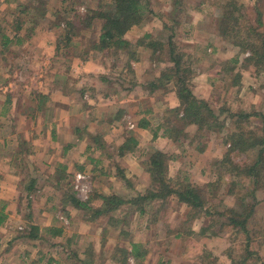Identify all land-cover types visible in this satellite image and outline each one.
Instances as JSON below:
<instances>
[{
    "label": "rangeland",
    "instance_id": "374dc122",
    "mask_svg": "<svg viewBox=\"0 0 264 264\" xmlns=\"http://www.w3.org/2000/svg\"><path fill=\"white\" fill-rule=\"evenodd\" d=\"M4 1L2 0V2ZM99 1L69 0L68 3L74 2L75 4L72 6V9L75 10L78 16H84L88 10L96 9ZM44 2L46 4L45 7L48 9L56 10L55 8H58L60 10L61 4L59 0H44ZM200 2L201 4L205 3L206 7L202 8V12L194 13V15H197L193 18L192 25L194 28H190L192 21H188L187 17H189L191 12L187 11L186 15H182L180 18L181 24L179 27H176V32L173 35L176 36L174 40L176 41L178 50L186 55L187 58L185 57V59L191 66L193 73L191 81L195 93L205 99L217 113L221 109L226 110L225 112L228 113H225L220 118V120L224 121L223 130L219 133H208L204 139L200 138L195 127L182 128L184 135H187L186 137H181L175 142L169 139V141L167 139H160L155 145H150L148 141H145L142 144V148L146 151L144 161L156 149L171 154L173 160L169 162L168 176L172 179L176 177L184 179V181L197 186L201 192L207 191L205 202L206 210L209 213L208 218L202 215L192 219L189 209L185 205L179 204L175 198H171L166 202L154 201L149 203L147 206L142 207L144 208V212L141 213L142 216L136 218V212H139L138 209L141 208V205L138 203V197L145 195L146 191L150 189L147 174L145 176L138 174L137 177L135 175L130 176L129 180L131 182L136 181L133 182L136 184V187L130 189L131 193L125 194L121 191L122 189H117V187L112 188L113 192L110 195L129 199L128 201L132 200L131 203H133L132 205L131 203L122 205L116 212L111 214L110 222L112 224L107 222L108 217H100L91 222L86 220L89 225L81 226L80 220L77 221L74 218V221H68L62 213L57 212L56 207L55 210L47 211L49 212V216L47 215L48 219L53 220L54 218L57 225L63 227L62 229L65 231L64 237L68 240L73 239L74 236L72 235H75L74 232L79 231V229L82 230L83 228L86 235L90 232L89 237L83 238L78 236L77 242L81 243L80 249L82 248L84 251L79 252L73 248L75 243L74 238L70 241L68 250L65 253L71 254L73 251L80 259H85L84 255L86 253L87 257L92 260V264H137L132 256L127 255L125 257L123 253L125 250L129 251L130 248H125L126 246L121 247L117 243L120 238L124 237L128 241H135L136 245L140 247L141 254L143 255V260L140 261V264H206L208 261L214 264H230L231 257L238 260L244 254L245 240L242 234H233V230L225 225L228 221L224 216L217 219L218 214L223 215L225 211L230 210L242 214L249 206L253 205V214L248 221V230L250 231L248 239L249 255L246 264H264V173L258 178L259 185H256L253 184V179L247 178L235 180L234 178L225 177L224 182L221 183L218 181L219 178H217L216 170L214 172L208 171L209 163L220 159L224 151L227 150L225 139L228 138L231 129H233L234 121L229 117V112L239 114L251 113L252 115L249 122H247L248 124H242L241 126L253 129L258 135L264 129V122L260 116L264 111V73L255 74L253 67L247 60L250 56L248 51H244L241 47L233 45L230 41L229 43L223 42L213 33L215 20L219 16L220 10L218 6L214 8L211 5L221 4V0H187L183 7L189 10L192 5ZM26 3L22 5L25 6ZM107 3L108 1L103 2L105 5ZM237 3L239 7L242 6L241 8L245 16L242 30L246 31L247 28H253L264 35V0H237ZM19 4L21 3L12 4L13 8L9 19L16 17L13 12L14 10L21 12L20 17L24 21L30 17V15L25 14L26 12L23 13V8L17 9ZM31 5H36V3H31ZM144 7V21H154L157 25H159L157 21H161L159 16L166 18L165 16L171 11L170 0H146V6L144 4ZM32 12L33 9L28 13L32 14ZM97 23L100 25L101 21H95L93 25L96 26ZM46 29V27L45 29L36 27L35 32L27 36L29 41L32 42L34 40L37 42H30L32 46L30 51L32 52V49H34L32 54L39 57V60L43 54L45 56L48 54L52 60L53 56L50 49L53 46L52 43H54V40L59 35L56 29L52 31H46ZM154 29L151 23H148V26L144 29L131 31L127 38L130 41H134L144 35L145 31H152ZM26 33L24 29L18 31V33L16 32L20 37H26ZM157 33L158 31H154L153 35ZM160 33L165 34L164 32ZM241 33L244 35L243 32ZM80 34L82 37L78 38L81 39L82 45L76 50H72L71 56H77L88 51L87 58L98 55L96 59L100 58L101 61L99 60V63H102L103 66L110 70L116 67L122 68L123 64H126V58L121 54L115 52H110L115 53V55L105 52L94 53L90 50V41L98 34V29L82 30ZM10 35L13 37V32H10ZM241 39H245V37L242 36ZM21 50V47L13 46L11 50L12 54H9L10 57L12 58L14 54L21 57ZM9 55H6V57L9 58ZM146 55L148 54L145 51L141 52L142 62L140 64H142L143 68L149 67L148 56ZM65 60L70 63L64 62L63 58L51 63L57 65V68L62 69H66L72 62L73 64L77 63L71 59ZM234 60L237 63H234ZM9 61L10 59H3L1 63L5 64L7 68ZM30 61L27 62L25 59L12 60L10 68L16 71L22 69L24 65L29 67ZM161 64L160 67H166L164 63ZM135 69L139 73L142 68H139L137 64L135 65ZM222 69H224L225 74L222 72ZM0 72H2L0 75L6 76L3 73V69ZM116 72L117 69L112 72L114 79H118ZM37 77V75L34 76L36 79ZM6 78L9 81L11 79L13 81L11 84L14 85V88L10 94L14 98L21 99L22 102L25 101V98H29V91L40 94L39 88L35 85L36 79H32L28 83L29 79L27 78L28 81H26V77L20 76L19 73L14 76L11 74L6 76ZM4 83L1 81V84ZM26 84L28 88L25 89ZM143 86L145 84H142ZM10 89L8 88V90ZM6 94H8V91ZM162 94L163 92L161 91L159 94H156V101L149 103L150 107L147 104L143 105V109L154 110L153 115L149 116V118L154 122V126L161 125L165 129L173 126L172 123L177 124V120L174 114L170 112V109L162 104ZM19 110H22V108ZM167 116L168 119H166ZM37 122L39 121L37 120ZM198 143H206L205 152L200 153L195 150ZM252 154V152L234 154V162L239 165L252 164L254 160ZM73 181L74 183L71 187H65L61 190L63 193H67L71 189L77 197L74 178ZM89 187L90 192L87 201L91 199L95 194V190H97L94 181L90 182V177ZM22 188L20 187V190ZM44 191L45 195L52 194L51 189H44ZM251 193L254 194V198L251 197ZM56 199H58V196ZM34 200L35 198L33 202ZM39 201L40 199L37 202ZM26 203H20L23 221H25V213H28L25 208ZM36 209H40V203L36 205ZM80 215H83L85 219L91 216L90 213L82 211H80ZM56 216H58L57 219L55 218ZM220 223L223 225L221 226ZM119 228H121V231H119ZM47 229H44V233L39 232L38 236L42 235V238L46 237L49 239L48 244L54 243L57 245V243H60L61 239L47 233ZM122 229H124V232L129 230V233L133 231L134 235L132 233V236L129 235L128 237ZM107 231L109 233L105 236V232ZM215 231L218 235L212 236V232L215 233ZM89 244L90 246H88ZM53 250L55 251V249ZM208 253L210 256L206 260L205 255ZM64 257L60 254L57 256V260L62 261ZM75 261L78 260L75 258ZM75 261L74 263L78 264ZM64 262L67 263L66 261Z\"/></svg>",
    "mask_w": 264,
    "mask_h": 264
},
{
    "label": "crops",
    "instance_id": "0c3cea01",
    "mask_svg": "<svg viewBox=\"0 0 264 264\" xmlns=\"http://www.w3.org/2000/svg\"><path fill=\"white\" fill-rule=\"evenodd\" d=\"M17 2L24 4L26 0H0V71L3 69L6 76L19 73L20 76L26 77V81L29 79L28 83L36 79L34 76L37 75L35 85L40 94L29 91V98H25L23 102L18 98H10L6 92H13V81L7 80L5 75H0L3 77H0V208L5 206L2 212L4 219L0 224V264H70L64 262L68 260V254L65 252L70 241L75 238L73 248L82 252L84 250L80 249L78 236L89 237L90 232L86 235L83 228L79 229L72 235L73 239L68 240L64 237L63 227H59L54 218V222L48 219L47 211L55 210L56 207L57 212L62 213L70 222L76 218L77 221L80 220L81 226L89 223L70 203L63 204L65 201L62 196L65 193L61 189L71 187L74 176L82 172L90 177V182L94 181L95 187L97 186L95 194L87 201L92 208L100 209L103 198L108 197L114 187L122 189L125 194L131 193L130 189L136 187L133 183L136 181L131 182L130 176L146 175V151L142 148L143 142L148 141V144L155 145L160 139L169 141L163 135L162 126H154V122L149 118L154 110H144L143 105L150 107L149 103L156 101L155 96L160 91L163 92L161 102L169 109L176 108L178 100L170 85L152 92L146 90L145 86L142 87V84L156 80L165 67H160L161 63L154 65L149 62V67L143 68L140 64L141 54L129 63L130 70L124 68L126 64H123L122 68L107 69L99 63L100 58L96 59L98 55L88 57L86 61L72 55L69 59L77 63L72 62L66 69L57 68L58 66L53 64L55 60H51L48 54H43L39 60V57L32 54L34 49L30 51L31 43L37 42L29 41L27 34L26 37H17L15 30L21 27L20 30L27 31L31 27L29 18L35 16L34 11L32 14L26 12L30 17L23 22L18 21L21 12L15 10L13 12L16 17L9 19L12 4ZM196 6L194 5L191 11L199 13L206 7L205 3L200 4L201 10ZM55 9L54 11H60ZM195 12L189 15L192 21L190 28H194L192 23L193 18L197 16L194 15ZM46 22L38 19L34 23L37 28H45ZM157 22L160 26L151 21L154 31H158L156 35L164 28L161 21ZM146 25L148 23L133 30L144 29ZM10 32H13V37ZM130 33L131 31L128 34ZM4 43H7L6 53ZM13 46L22 48L21 57L17 54L10 57ZM50 50H53V46ZM6 55H9V58ZM62 58L59 57L58 60ZM3 59H10L7 68L1 63ZM16 59L34 61H30L29 67L24 65L22 69L15 71L10 66L11 61ZM137 64L142 68L139 73L135 69ZM115 69L118 79L112 77ZM121 71L127 76L120 73ZM1 81L6 82L1 84ZM22 105L23 111L19 110ZM140 121H145L146 127H138ZM153 132H157L155 139ZM24 147L28 152L21 151ZM32 184L36 186L37 191L30 194L24 187H30ZM20 187L23 188L20 190ZM44 189H51L52 194L45 195ZM119 199L124 205L132 202L126 198ZM22 202H27L25 208L28 213H25V221L21 213ZM38 203L39 210L36 209ZM138 211L140 213L136 212V218L142 216V212L139 209ZM49 227L61 231L60 236H54L61 239L57 245L48 244L49 239L38 236L39 232L42 233ZM32 228L37 229L36 239L28 237ZM122 230L124 232V229ZM94 231L95 229L92 232ZM129 232L126 230L124 234L128 237L132 236V233L134 235L133 231ZM47 233L51 235L49 231ZM108 233L109 231L105 232V236ZM117 243L121 247L126 246L125 248L137 244L124 237ZM57 252L63 257L65 255L62 261L57 260L60 255ZM71 256H74L73 252ZM74 257L78 260L77 263L82 260L78 255Z\"/></svg>",
    "mask_w": 264,
    "mask_h": 264
},
{
    "label": "trees",
    "instance_id": "16d2710c",
    "mask_svg": "<svg viewBox=\"0 0 264 264\" xmlns=\"http://www.w3.org/2000/svg\"><path fill=\"white\" fill-rule=\"evenodd\" d=\"M59 1L61 4L60 11L46 9L44 0H26L27 3L25 6L19 4L17 7L18 10L24 7L23 13L29 12L31 9L35 13L34 17L29 18L31 27L25 31L27 32V36L35 32L36 25L34 22L38 19L47 21L44 24L47 26L46 31H52L54 29L58 31L59 35L54 40V43H52L53 60L63 57L64 62L69 64L70 62L65 59H69L72 50H76L82 45L81 39L78 38L82 37L80 34L82 30L91 28L98 29V34L90 41V50L94 53L115 52L123 55L126 58V65L124 66L126 70H130L129 63L135 61L136 56L141 54L142 51L148 54L146 55L148 56L147 60L154 65L160 62L169 64L157 75L156 80L149 81L145 85V89L149 92L166 88L169 85L173 87L175 97L178 100V106L170 109V112L174 114L177 124L172 123L173 126L165 129L162 126L163 135L166 138L174 142L178 141L181 137L187 136L186 134L184 135L183 129L188 127H195L200 138L204 139L208 133H219L223 130L224 121L220 120V118L227 113L225 112L226 110L221 109L217 113L205 99L195 93L191 81L193 77L191 66L185 59L186 55L178 50L176 41L174 40L176 36L173 35L176 32V27H179L181 24L180 18L182 15H186L187 11L191 13L195 12L191 11L194 8L193 6L197 5L196 7L200 8L201 2L192 5L189 10H186L183 5L187 0H170V13L165 16L166 18L159 16L161 23L164 25L162 32L165 34L160 33L156 36L153 35L154 30L145 31L144 35L134 41H130L127 38V34L130 31L134 28L142 27L144 23H151V21H144L143 18L146 0H100L97 8L88 10L84 16H78L75 10L72 9V6L75 4L74 2L69 4V0ZM107 1L108 3L106 5L103 4V2ZM31 3H36V5H31ZM211 6L214 8L218 6L220 10L219 16L215 20L213 33L223 42L229 43L230 41L233 45L241 47L244 51H248L250 56L247 60L253 67L255 74L264 73V35L253 28H247L246 31L242 30L245 19L241 8L242 6L239 7L237 0H221V4L217 3ZM187 20L190 21V17H187ZM18 21L23 22L24 20L22 17H19ZM95 21H101L100 25L98 23L96 26L93 25ZM20 29L21 27H18L15 30L18 33ZM242 36L245 39H241ZM17 37L20 36L17 35ZM1 41L3 42V38ZM3 47L5 48L4 53H6L8 50L7 43H4ZM115 53L110 54L115 55ZM87 54L88 51L83 52L77 55V58L86 61ZM234 63H237V61L234 60ZM222 72L225 74L224 69H222ZM120 73L124 74L123 71ZM124 75L127 76L126 74ZM8 96L10 98L13 97L10 93H8ZM21 108L23 111L24 107L22 106ZM251 115V113L239 114L229 112V117L234 121L233 129H231L228 138L225 139L227 150L224 151L220 159L210 162L208 165L209 172L216 170L217 178H219L218 181L221 183L224 182L225 177H228L234 178L235 180L242 178L253 179V184L259 185L258 178L264 173V129L258 135L253 129L241 126L249 122ZM260 116L264 122V111ZM166 119H168V116ZM146 124L145 121H140L138 127L144 128ZM153 133V138L155 139L157 132ZM205 149L206 143H198L195 147V150L200 153L205 152ZM21 151L28 152V149L24 147ZM246 152L253 153L254 160L252 164L239 165L234 162V154H245ZM172 160L173 156L171 154L163 151H154L144 162L146 174L149 177L150 189L146 191L145 195L138 197V203L141 205L139 210L143 213L144 208L142 207L147 206L151 202H166L171 198H175L179 204L185 205L189 209L192 219L202 215L208 218L209 213L206 210L205 202V194L207 191L201 192L197 186L179 177L175 179L170 178L168 176V168L169 162ZM24 190L30 194L37 191L36 186L33 184L30 187L25 186ZM254 194L251 193V197L254 198ZM62 197L65 201L63 203L64 205L67 202L79 211L90 213L91 216H88V222L95 221V219L100 217H108L107 222L112 224L110 222L111 214L125 204L119 197L109 195L103 198L102 207L95 209L90 206V202H82L76 198L75 193L71 189ZM252 207L253 205L251 207L249 206V209L247 208L242 214L234 210L225 211L223 215L218 214L217 219L224 216L228 221L225 225L233 230V234H242L245 240L244 254L238 260L231 257L230 264H246L248 259V239L250 233L248 230V221L253 214ZM4 208L5 206L0 208V224L4 219L2 214ZM220 225L222 226L223 224L220 223ZM36 230V228H32V232L28 235L30 239H36ZM46 231H49L52 236H60L61 234L60 230L52 228H48ZM212 233V236L218 235L216 231ZM73 253L77 256L75 252ZM123 253L125 257L127 255L132 256L137 264H140V261L143 260L140 247L136 244H132L130 250H125ZM84 256L85 259L79 261L78 264H92V260L87 257L86 253ZM209 256V253L206 254L205 259L207 260ZM67 258V263L75 264L74 256L68 254ZM206 264L214 263L208 261Z\"/></svg>",
    "mask_w": 264,
    "mask_h": 264
},
{
    "label": "built area",
    "instance_id": "2783aa9c",
    "mask_svg": "<svg viewBox=\"0 0 264 264\" xmlns=\"http://www.w3.org/2000/svg\"><path fill=\"white\" fill-rule=\"evenodd\" d=\"M74 178L77 198L80 201H87L90 192L89 176L83 173H77Z\"/></svg>",
    "mask_w": 264,
    "mask_h": 264
}]
</instances>
